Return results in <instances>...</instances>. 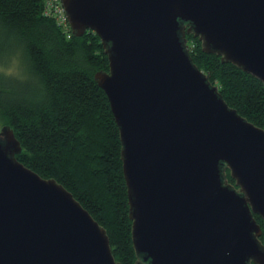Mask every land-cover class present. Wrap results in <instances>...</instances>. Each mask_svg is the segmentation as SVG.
Segmentation results:
<instances>
[{
  "label": "water",
  "instance_id": "1",
  "mask_svg": "<svg viewBox=\"0 0 264 264\" xmlns=\"http://www.w3.org/2000/svg\"><path fill=\"white\" fill-rule=\"evenodd\" d=\"M100 39L121 143L134 264H264V129L227 105L186 34L264 86V0H60ZM0 127V264H120L105 229L20 163ZM229 170L234 184L228 182Z\"/></svg>",
  "mask_w": 264,
  "mask_h": 264
},
{
  "label": "trees",
  "instance_id": "2",
  "mask_svg": "<svg viewBox=\"0 0 264 264\" xmlns=\"http://www.w3.org/2000/svg\"><path fill=\"white\" fill-rule=\"evenodd\" d=\"M45 0H0V126L20 142L16 159L54 179L101 225L120 264H134L121 143L108 99L94 79L108 70L98 36L66 34L44 15ZM195 64L227 105L264 129V86L235 65L204 53L186 34ZM15 61L20 72L6 68ZM225 175L231 184L229 170ZM261 228L264 222L253 215Z\"/></svg>",
  "mask_w": 264,
  "mask_h": 264
},
{
  "label": "built area",
  "instance_id": "3",
  "mask_svg": "<svg viewBox=\"0 0 264 264\" xmlns=\"http://www.w3.org/2000/svg\"><path fill=\"white\" fill-rule=\"evenodd\" d=\"M44 15L54 19L56 24L69 38L72 35L68 19L60 0H45Z\"/></svg>",
  "mask_w": 264,
  "mask_h": 264
},
{
  "label": "rangeland",
  "instance_id": "4",
  "mask_svg": "<svg viewBox=\"0 0 264 264\" xmlns=\"http://www.w3.org/2000/svg\"><path fill=\"white\" fill-rule=\"evenodd\" d=\"M7 71L13 72V73H18L20 72V69L15 61H13L7 68ZM1 127V126H0Z\"/></svg>",
  "mask_w": 264,
  "mask_h": 264
}]
</instances>
